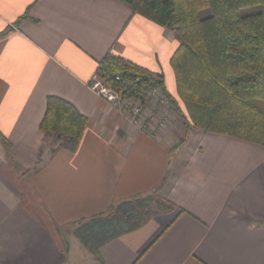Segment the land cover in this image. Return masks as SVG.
<instances>
[{"label": "crops", "instance_id": "0c3cea01", "mask_svg": "<svg viewBox=\"0 0 264 264\" xmlns=\"http://www.w3.org/2000/svg\"><path fill=\"white\" fill-rule=\"evenodd\" d=\"M6 28L0 136L9 147L0 137V264H264V147L185 126L184 119L171 118L163 128L147 120L141 128L87 86L112 52L163 75L165 91L177 100L170 29L119 0H0V32ZM51 95L87 118L74 151L52 153L50 140L44 142L39 123ZM148 193L167 198L174 210L95 254L74 234L80 221ZM75 239L85 249L80 263L70 255Z\"/></svg>", "mask_w": 264, "mask_h": 264}, {"label": "trees", "instance_id": "16d2710c", "mask_svg": "<svg viewBox=\"0 0 264 264\" xmlns=\"http://www.w3.org/2000/svg\"><path fill=\"white\" fill-rule=\"evenodd\" d=\"M134 12L171 29L177 47L169 59L175 91L187 114L185 126L244 139L264 147V0H119ZM256 7L255 10L249 9ZM209 9L208 16L199 12ZM26 15H22L19 23ZM10 28L0 32V37ZM97 69L119 90L129 81L128 97L141 98L145 89L158 88L164 96V77L108 52ZM120 75L121 80H116ZM87 118L70 102L46 98L39 123L52 153L76 150ZM5 146L9 143L0 136ZM175 205L157 193L118 202L112 209L80 221L74 234L95 254L107 241L134 231L156 214Z\"/></svg>", "mask_w": 264, "mask_h": 264}, {"label": "built area", "instance_id": "2783aa9c", "mask_svg": "<svg viewBox=\"0 0 264 264\" xmlns=\"http://www.w3.org/2000/svg\"><path fill=\"white\" fill-rule=\"evenodd\" d=\"M116 80L120 81V75H116ZM119 90L108 84L96 69L87 83L90 91L101 97L112 106H119L129 113L131 123L146 127L147 120L156 122L157 127L163 128L170 119L169 108L171 107L167 98L160 95L156 88L145 89L141 98L128 97L124 94L131 86L129 81H121ZM145 107H150V113H146Z\"/></svg>", "mask_w": 264, "mask_h": 264}, {"label": "rangeland", "instance_id": "374dc122", "mask_svg": "<svg viewBox=\"0 0 264 264\" xmlns=\"http://www.w3.org/2000/svg\"><path fill=\"white\" fill-rule=\"evenodd\" d=\"M249 9H252V10H255L256 9V7H251V8H249ZM209 13H210V11H209V9H203V10H201L200 12H199V16H200V18H203V17H206V16H208L209 15ZM171 30V29H170ZM173 33V32H172ZM166 97V96H165ZM167 98V100H168V102H169V104H170V108H169V112H170V119L171 118H175L177 121H180V120H182V119H184V120H187V117H185L184 116V111L183 110H181L182 108L181 107H183V103H182V101L181 100H179V98H177V100H173V103H171V101L169 100L170 98H168V97H166ZM178 101V102H177ZM181 105V106H180ZM184 110H185V108H184ZM76 240V239H75ZM74 240V241H75ZM71 244V258H72V262L73 263H80V260H79V258L81 257L80 255H82V252H84L85 253V249H83V247H81V246H79V241L78 240H76V242H71L70 243ZM80 247V253L79 252H77L78 250V248ZM82 249V250H81Z\"/></svg>", "mask_w": 264, "mask_h": 264}]
</instances>
